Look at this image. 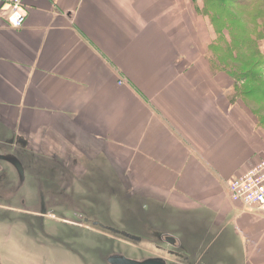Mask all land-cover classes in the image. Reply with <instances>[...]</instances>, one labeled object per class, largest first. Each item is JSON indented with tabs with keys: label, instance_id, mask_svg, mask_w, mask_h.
I'll use <instances>...</instances> for the list:
<instances>
[{
	"label": "crops",
	"instance_id": "0c3cea01",
	"mask_svg": "<svg viewBox=\"0 0 264 264\" xmlns=\"http://www.w3.org/2000/svg\"><path fill=\"white\" fill-rule=\"evenodd\" d=\"M204 1L26 0L19 28L1 6L0 145L33 149L45 190L70 199L89 183L62 167L122 178L127 211L173 213L157 234L192 264H264V210L229 191L264 159V119L210 64Z\"/></svg>",
	"mask_w": 264,
	"mask_h": 264
},
{
	"label": "rangeland",
	"instance_id": "374dc122",
	"mask_svg": "<svg viewBox=\"0 0 264 264\" xmlns=\"http://www.w3.org/2000/svg\"><path fill=\"white\" fill-rule=\"evenodd\" d=\"M227 2L228 4L223 12L218 9L220 8L219 6L215 5V8H213L214 11L221 12L220 19L222 21L229 20V23H231L233 21L232 14L234 13L237 17L239 16L240 20H238V24L239 28L242 30H248V27H250L249 31L252 32L254 28L261 26V23H257H259V18H263L264 20V8L262 9L260 7L259 4L261 3L257 0L244 6L229 5L231 4L230 1ZM210 23L215 32L214 41L217 38V30L215 25H213L212 22ZM225 34L229 37L227 31H225ZM218 44L216 48L210 50L209 54L214 56V54H216L214 52L217 51L222 60V70L225 72L227 70L229 72L230 70L234 73V75H231L227 72L233 78L236 86L235 89L232 90L231 96L238 95L239 91H241L243 95L254 103L253 106L256 112L262 116L263 120L264 65L260 63V61L264 63V58H261L260 55H256V52H252V54L241 52V59L234 61V59L230 57V51L224 47L227 43L218 42ZM257 61H259V64H257ZM59 171L64 177L67 176L68 178V174H75V176H77L76 178L79 180L81 179L89 183L88 186L84 185V187L75 181L76 184L71 186V190L76 192V194L80 192V199L83 198L82 195H85L90 200H87V197H85V200L77 201L74 199L76 197L74 193L71 198L74 200H69L66 206L70 212L69 215L71 219H68L69 224L74 227L80 225V229L77 230L74 228L73 231L69 229L68 233H61V230L57 229V223L48 220L46 223L47 230L53 233V238L48 240L49 247H44L33 243L32 240L34 239L27 232L24 224L22 226L15 224L20 227L12 226L11 228L1 225V230H3L0 232V238H2L5 231L8 232L6 240L9 242L4 243L2 241L0 244V254L6 264H107L105 260L106 256L113 251H121L131 257L138 258L152 256L158 254L155 244L162 245L163 241L161 239L162 237L157 233L160 230L176 227L172 219L173 213H170L172 217L169 216V218L164 214H160L162 216L158 214L153 215V213H150L151 211L145 210L140 198L133 200L131 206L133 208L132 212L127 211L124 192L128 189V185L124 184L122 178L121 183L115 184L108 175L106 177L104 170H97L98 176L101 177V179H99L101 184H96L98 179L92 177L90 171H82L81 169L67 170L63 167L60 168ZM70 181H72V179H70ZM34 188V181H28L24 186L22 194L29 200L35 202L37 194L34 193ZM133 188L134 194H137L139 197V186ZM27 190H29V194L26 192ZM0 205H4L8 208L14 207L2 201H0ZM78 209L80 210V216L73 215ZM0 210L8 211L2 208H0ZM165 210L167 211L168 209L165 208ZM164 219H166V221H163ZM96 220H99L102 224H108L136 235L145 236L151 244L132 241L120 234H114L110 232V230H104L103 227L95 224ZM7 222L8 221H4V223ZM149 224L151 226H149ZM60 228L62 229V226H60ZM32 229H35V224L33 223L31 225V230ZM23 231L26 236L22 234ZM64 233L65 235H62ZM27 236L30 237V239L26 238ZM76 236L80 238L76 240V238H74ZM96 259L100 260L94 261Z\"/></svg>",
	"mask_w": 264,
	"mask_h": 264
},
{
	"label": "flooded vegetation",
	"instance_id": "af4514ba",
	"mask_svg": "<svg viewBox=\"0 0 264 264\" xmlns=\"http://www.w3.org/2000/svg\"><path fill=\"white\" fill-rule=\"evenodd\" d=\"M13 157H18L22 161V166L24 168L23 176L21 175V169L18 168L12 161H10ZM35 159L36 153L31 148H28L24 152L20 153L16 148L0 145V201L14 206L8 208L4 205H0V208L8 210H0V232L3 230H1L3 221H8L6 225H2L3 227L8 228H11L12 226L20 227L18 225L22 226L24 224L29 235L35 240H32L33 243L46 247L48 246V240L53 238V233L47 230L48 228L46 223L48 220L55 221L57 223V229H60L61 233H68L69 229L72 230L74 228L78 230L80 229V225L74 227L69 224L68 219L71 218L69 215L70 212L66 206L68 201L73 199H70L69 196H67L66 188L63 187L59 190H45L42 172L39 169H35ZM28 175H33L37 181V199L35 202L29 200L25 195L20 193L26 185ZM11 176H13V178H11ZM73 215L80 216V210L78 209ZM95 222H99V220H96ZM32 223L35 224V229H32L33 231L31 230ZM95 224L103 227L104 230H110V232H113L114 234H120L129 240L151 244L149 243L150 241L148 238L145 236L135 235V237H128L124 235V233L129 231L122 230L108 224H102L101 222L100 224ZM60 226H62V229ZM65 233L62 235H65ZM22 234L26 236L24 231ZM7 237L8 232L5 231L2 235V238H0V244L2 241L4 243L9 242L6 240ZM26 238L30 239L28 236ZM155 245L158 254H154L152 256L138 258L131 257L121 251H113L107 254L105 260L107 264H124L119 263V261L118 263L112 262L110 258H120L122 256H126L140 262L154 260L157 264H192L190 257L185 253H182L179 250V247H177L175 244L164 242L162 245ZM0 264H6L1 254Z\"/></svg>",
	"mask_w": 264,
	"mask_h": 264
},
{
	"label": "trees",
	"instance_id": "16d2710c",
	"mask_svg": "<svg viewBox=\"0 0 264 264\" xmlns=\"http://www.w3.org/2000/svg\"><path fill=\"white\" fill-rule=\"evenodd\" d=\"M227 1H230L231 4L229 5L244 6L247 5L248 3L254 2L255 0H205L204 1L203 13L210 18L212 24L215 25V28L217 30V38L210 44V50L216 48L219 45L218 42H223V43H227L224 45V47L225 49H228V51H230V57L234 59V61L235 60L238 61L241 59L240 57L241 52L245 54L247 53L252 54V52H256L257 53L256 55H260L261 58H264V51L262 49V42L264 40L263 18H259V23H257V24L261 23V26L254 28L252 32L249 31L250 27H248V30H242L239 28V24H238V20H240L239 16L237 17V15H235L234 13L232 14L233 21L231 23H229L230 22L229 20L222 21L220 19L221 12L214 11L213 8H215L214 7L215 5L219 6L220 8L218 9L223 12L226 5L228 4ZM257 1L261 3L259 5L263 9L264 0H257ZM225 31L228 32L229 37L226 36ZM214 53H216L214 54V56H212V54L209 55L208 59L210 61V64L222 70L221 57H219L217 51H215ZM259 61H257V64H259ZM260 63L264 65L262 61H260ZM226 72H228V70ZM228 73L234 75V73H232L230 70Z\"/></svg>",
	"mask_w": 264,
	"mask_h": 264
},
{
	"label": "built area",
	"instance_id": "2783aa9c",
	"mask_svg": "<svg viewBox=\"0 0 264 264\" xmlns=\"http://www.w3.org/2000/svg\"><path fill=\"white\" fill-rule=\"evenodd\" d=\"M9 10L7 19L11 26H23L28 14L26 0H0V7ZM231 199L247 206L264 210V159L254 163L244 174L230 181Z\"/></svg>",
	"mask_w": 264,
	"mask_h": 264
},
{
	"label": "water",
	"instance_id": "95a60500",
	"mask_svg": "<svg viewBox=\"0 0 264 264\" xmlns=\"http://www.w3.org/2000/svg\"><path fill=\"white\" fill-rule=\"evenodd\" d=\"M10 161H12L18 168L21 169V175L23 176L24 174V168L22 166V161L17 157H13ZM96 223H99L100 222H96ZM124 235L128 236V237H135V235L129 233V232H125ZM110 260L112 262H117L119 261V263H124V264H157L155 263L156 261L154 260H147V261H144V262H140V261H137L135 259H132V258H128L126 256H122V257H113V258H110Z\"/></svg>",
	"mask_w": 264,
	"mask_h": 264
}]
</instances>
